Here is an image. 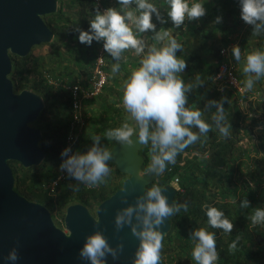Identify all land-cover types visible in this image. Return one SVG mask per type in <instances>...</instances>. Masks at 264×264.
Returning <instances> with one entry per match:
<instances>
[{"label": "trees", "instance_id": "trees-1", "mask_svg": "<svg viewBox=\"0 0 264 264\" xmlns=\"http://www.w3.org/2000/svg\"><path fill=\"white\" fill-rule=\"evenodd\" d=\"M110 1L112 0H101L100 3L103 6H108L107 4H110ZM70 2H73V0ZM58 3L56 12L42 16L46 24L53 30L54 38L51 42L54 45L56 43L58 45L69 43L68 49L70 51L68 52L72 53L73 61H77L79 65L83 61L87 71L85 75H87L93 61H95L98 42L94 40L91 45L86 46H83L79 41L76 42L75 39L79 36V32L76 29L89 30V21L94 18L97 7L94 5L93 0H78L80 8L73 18L71 14H67L63 10L64 0H58ZM233 21V24H229L227 28L228 33L233 31L236 26V20L233 19ZM203 38L212 40L213 34L204 33L201 35L196 51L190 56L191 65L186 67L181 74L184 81L188 78V80L190 79L189 83L194 85L192 91L187 94L188 104L186 106L193 110L199 108L204 113L202 119L212 123L211 116L216 109L212 107L207 110L205 106L209 101H220L222 97L226 98L223 101V107L225 109L226 122L231 125L229 129L230 137L221 136L213 125L212 131L206 135H201L196 143L180 152L176 157V162L168 164L161 176L154 174L145 175L148 179L146 188H150L155 183H158L161 187L167 183L178 184L180 191L175 193L174 200L178 203L187 202L189 204L187 212L181 210L178 214L170 217L171 229L164 236V239H167L165 244L167 245L168 243V245L167 249H162L161 254L167 252L170 260L177 257L178 264H188L190 262H192L191 264H196L191 255L194 245L190 239V234L193 229L203 227L216 235V246L220 255L217 264H264V224L253 225L251 222L252 211L257 207L264 208V121L258 120V124L261 125L258 143L253 149L250 146H244L240 140L247 135L249 139L251 137L250 128H243L240 125L242 117L240 106L242 101L246 100V92L238 93L226 86L217 85L213 80L212 77L218 64L221 61H228L227 57L219 55V48L226 45L227 42L217 43L212 41L211 45H209V54L213 57V61L210 60L212 63L208 61L209 63L204 65L202 63L203 51L200 52L205 45ZM58 45H56V48H58ZM229 55H231L232 61L236 65L239 81L245 87L246 79L242 77V71H240L242 62L238 64L232 54ZM10 58L12 69L9 76L15 90L19 91L28 88L41 94L45 101L47 98H52L53 100L61 98L60 101L69 106L71 101L68 92L62 86H53L46 81L45 73L48 74V77H52L55 80L61 76L59 70L54 69L52 66L57 61L56 64L59 67L60 63L58 57H55V53L50 55L51 59H48V61L43 56L33 57L30 53L25 57L11 54ZM231 58L229 57V59ZM103 60L105 61L104 69L108 72L109 80L111 78V64L114 61L106 51L103 53ZM64 75L67 77L66 83L78 80V76L74 75L73 70L65 71ZM197 75L204 82L196 87L195 78ZM106 85L101 94L87 102L90 104L88 122L90 125H95L93 128L96 126L99 128V134L102 133V135H99L102 138L100 144L109 150L116 141L108 140L104 137L105 133L109 129L121 127L125 121L122 120V117L119 118L120 116H118L119 119L117 118L116 121V117L110 114V103H100L101 105L99 109H97L98 107L96 108L97 110L91 108L99 99L105 101L102 96L106 88H110ZM254 88L256 90L259 89L258 86L252 89ZM247 91L252 92L253 90ZM121 94L122 92H120ZM261 102L264 103V101ZM48 105H45L43 111L40 112L31 125L37 126L42 130V138L39 144L46 154V158L43 161H57L54 171H49L43 161L38 166L27 168L20 164L12 165L14 161H9V164L15 178L14 189L19 194L29 200L41 203L47 201L58 202L60 206L59 214L63 217V208L68 204L80 202L86 206L97 205L120 187L125 176L114 185L101 183L93 187L82 186L74 195V198L70 196L69 192H66V185L61 184L58 186L60 190L59 197L52 199L43 185L55 177L57 166L62 161L61 155L56 154V150H61L64 146L66 124H64L61 113L54 111L51 105ZM249 105L251 104L249 103ZM262 110L264 113V107ZM117 113L118 115L120 114L119 111ZM248 123H257V120L255 117L250 116L248 117ZM193 131H198V129L194 128ZM81 135L82 139L86 136L92 137L91 133L88 135L82 133ZM52 138H55L56 143L54 144L56 145L49 143ZM75 146L76 148L78 147V142L75 143ZM85 150L88 149L85 148ZM253 150L255 154L261 152L260 155L253 157ZM140 153L143 156L141 168L142 171H145L151 162V145L149 144L148 147L142 149ZM34 167L40 168V173H31L30 171ZM115 171L118 173L116 168ZM174 178H177V180L174 181ZM243 199L250 202L247 209L240 207V201ZM204 205L214 206L223 211L234 225L232 232L225 233L222 229L211 228L207 223ZM174 230L175 232L171 234L170 232ZM171 235L173 237L172 242H170ZM173 241L175 242L174 244ZM233 241H237V248L235 251H229V245Z\"/></svg>", "mask_w": 264, "mask_h": 264}, {"label": "clouds", "instance_id": "clouds-1", "mask_svg": "<svg viewBox=\"0 0 264 264\" xmlns=\"http://www.w3.org/2000/svg\"><path fill=\"white\" fill-rule=\"evenodd\" d=\"M119 9L109 7L103 12L96 8L94 18L89 21L88 31L79 28V42L91 45L95 40L103 41L104 50L116 61L111 71L116 74L120 71V60L125 51L131 50L138 57L139 67L132 70L130 76L122 82V105L129 114L133 124L125 122L121 127L109 129L104 137L115 140L120 145L129 147L134 143L151 145L150 164L140 177L154 174L161 176L168 164L176 162L177 155L188 146L196 143L201 135H206L213 129L219 131L221 136L230 137L231 125L226 122L223 101H209L205 106L207 110L215 107L211 116L212 123L202 119L203 111L199 108L186 106L187 94L194 85L185 84L181 74L187 67L185 59L178 57L176 52L183 46L171 34L170 29L161 28L156 31V24L152 22L153 14L161 24L167 23L160 10L149 0H117ZM169 10L167 16L171 19L174 28H181L185 21L198 20L206 15L203 2L190 0H166ZM133 5L135 6L133 8ZM241 19L252 26V35L259 36L264 33V0H239ZM222 17H217L214 23H220ZM152 32L156 43L148 45L139 34ZM231 54L235 61L241 60V49L233 45ZM243 73L246 76L245 87L251 90L256 81L264 77V51L253 50L247 54ZM196 87L203 84L199 75L196 76ZM198 131H193V129ZM133 137H137L134 142ZM93 144L85 153L79 151L72 153L71 147L61 152L62 163L60 170L66 172L78 183L88 187L105 183V178L111 169L107 161L112 153L101 146L100 136L92 138ZM74 191H79L77 185H70ZM176 192L180 191L178 184H173ZM158 183L147 187L142 196L136 198L135 204H128L116 212L114 224L119 232L129 226L133 236L139 240L135 251L133 264H161L164 234L161 226L165 220L178 214L181 210L188 211L187 202L178 203L173 200L169 204L168 197ZM125 191V189H122ZM127 203V197L121 198ZM250 202L246 199L240 201V207L247 209ZM207 223L211 228L222 229L231 233L233 223L225 213L214 206L204 205ZM97 225L99 221H96ZM253 225L264 224V208L257 207L252 211ZM193 242L192 259L196 264H217L220 259L216 246V235L206 228L193 229L190 234ZM237 241L229 245V251H235ZM123 243L115 247L110 246L108 239L97 228L85 238L83 247L79 250L82 260L90 264H106L108 255L115 260L123 252ZM15 264L19 259L18 249L13 247L6 258Z\"/></svg>", "mask_w": 264, "mask_h": 264}, {"label": "water", "instance_id": "water-1", "mask_svg": "<svg viewBox=\"0 0 264 264\" xmlns=\"http://www.w3.org/2000/svg\"><path fill=\"white\" fill-rule=\"evenodd\" d=\"M57 8L58 0H0V264H12L6 258L13 247L19 254L15 264H90L80 259L79 250L97 228L110 246L121 242L124 245L119 258L114 260L108 255L106 264H133L139 240L129 226L117 232L114 219L118 210L135 204L136 198L145 193L148 179L139 176L143 172L140 151L149 145L134 143L129 147L116 142L108 150L112 155L107 163L113 164L125 178L119 188L95 206L94 214L80 202L67 205L63 216L65 230L54 224L45 205L14 189L9 161L27 168L40 165L45 158L39 144L42 130L31 123L46 102L31 89L14 90L9 76L10 55L25 57L34 46L51 42L53 30L42 16L56 12ZM132 139L135 142L137 137ZM162 188L172 204L176 193L172 184H164ZM124 196L127 203L121 201ZM170 228L168 218L161 231L166 235Z\"/></svg>", "mask_w": 264, "mask_h": 264}, {"label": "crops", "instance_id": "crops-1", "mask_svg": "<svg viewBox=\"0 0 264 264\" xmlns=\"http://www.w3.org/2000/svg\"><path fill=\"white\" fill-rule=\"evenodd\" d=\"M72 0H64V7L67 6V3ZM76 2L75 10L70 14L74 18V12L76 10H79L80 5L78 4V0H73ZM149 2L153 3L156 5V7L160 10L161 15L164 17V19L167 21V23L161 24L159 21H157L155 14H153L152 17V22L156 24V31H159L161 28L164 29H170L171 34L178 40L179 43L182 44L183 49L178 50L176 52V55L178 57H181L186 60L187 62V67L191 65V59L190 56L193 55V52L196 51V46L197 44L200 43V37L204 33H212L213 38L211 39H204V46H203V55L204 57L202 58V63L205 65L209 63L208 61H213V57L209 54V45H211V42H217L220 43L222 41H226V45H230L232 48L233 45H238L241 49V60L238 62V64H241L240 71H242V77L246 79L245 74L243 73V67L245 64V58L247 54L251 53L253 50H261L264 51V33H262L259 36H253L252 35V26L246 24L240 16V6H239V0H196V2H203L204 7L206 9V15L201 17L198 20H193V21H185V24L181 26V28H174L173 23L171 19L167 16V11L169 10L168 5L166 3V0H149ZM193 2V0H190V3ZM108 8L109 7H115L119 9V4L117 0H112L110 1V4H107ZM135 6L133 5V8ZM217 17H222V21L220 23H214ZM233 19L236 20V26L233 31L228 33V26L229 24H233ZM232 20V22H231ZM228 33V34H227ZM140 38H142L146 44L152 45L156 43L153 39L154 33L152 32H146L139 34ZM53 41V40H52ZM46 44L41 47H33L31 50V53L33 57L37 56H43L48 59L50 58V55L52 53H55V57H58L59 67H57V61L55 64L52 66L54 69H58L59 73L61 76H59V79H57L58 83H61L62 81H66L67 77L64 75L65 71L73 70L74 75L78 76L77 79L83 78L85 75L83 73L82 75V67L79 69L77 68L79 64L65 56V54L61 49V45H58V48H56V45H54L52 42L49 43H42ZM60 46V47H59ZM61 51H60V49ZM40 50V51H39ZM199 51V49H198ZM231 51V50H230ZM229 54H231L229 52ZM231 58V55H230ZM141 57H138L132 52L131 50L125 51L122 54V59L120 60V71L116 74H113L112 71L110 72L111 78L109 79V83L107 84L108 87L106 88V95L102 99L105 101H102L99 99L96 101L91 108L94 110L99 109L100 103L104 102L106 104L110 103V114H113L114 117H116V121L118 116L119 118L123 117L122 120L126 121V117L123 116L120 101L118 100L120 96V92H122V82L126 80L133 69L139 67V61ZM232 60V58H231ZM114 61V60H113ZM210 61V62H211ZM116 63L114 61L111 65ZM212 63V62H211ZM190 79L188 78L185 79V83L189 84ZM106 85V86H107ZM245 85V84H244ZM60 86L57 84V87ZM243 86V85H242ZM258 86L259 89H251L253 90L252 92H248L246 87L243 86V93L246 92V100H243L240 106L241 109V123L243 128L248 127L250 128L251 132V137L250 139L247 136H244L240 142L244 146H250L251 148L254 147L259 139V130L261 129V125L258 124V120H263L264 121V113H263V107L264 103L261 101H264V77H262L260 80L256 81L253 87ZM123 93V92H122ZM244 98V99H245ZM89 100H84L83 105H84V110H86L89 113V107L90 104H88ZM249 103L251 105H249ZM104 105V104H102ZM98 107V108H97ZM97 108V109H96ZM117 109V110H116ZM119 111V115L118 112ZM124 113V111H123ZM90 115V114H89ZM255 117L257 120V123L250 124L248 123V117ZM118 118V119H119ZM95 125H90L89 127L92 128ZM242 128V130H243ZM83 133V132H82ZM81 133V134H82ZM86 134V133H85ZM84 134V135H85ZM88 135V133H87ZM85 137V136H84ZM85 143L82 145V147H78V149L84 152L86 151L85 148H89V143L91 144V139L92 137L86 136L85 138ZM89 140V141H87ZM87 142V143H86ZM88 145V146H87ZM82 152V153H83ZM85 153V152H84ZM115 167V166H114ZM105 183H110V185H114L115 183H118L119 176L117 175L115 168L114 171L111 172L106 178ZM65 186V185H64Z\"/></svg>", "mask_w": 264, "mask_h": 264}, {"label": "built area", "instance_id": "built-area-1", "mask_svg": "<svg viewBox=\"0 0 264 264\" xmlns=\"http://www.w3.org/2000/svg\"><path fill=\"white\" fill-rule=\"evenodd\" d=\"M94 5L99 7L100 11L103 12L107 9V6H103L100 2L101 0H93ZM230 45H224L219 48V55L223 57H227L228 61H221L217 69L213 75V80L219 86H226L233 91L238 93H243L244 89L241 85L239 78L237 76L236 65L235 63L229 59L230 55ZM105 52L103 48V41L98 42V52L96 54L95 61L92 63V67L88 70L89 74L84 75L83 81L77 80L75 82L66 83L62 81L58 83L57 80L52 77H48V74L45 73L46 81L51 84H59L62 88L68 92V96L70 98L69 104V114L65 118L62 119L66 124V135L64 139V146L61 149V152L68 147H71L72 153H74V145L82 133V130L88 124L89 113L84 110L83 101L84 100H93L99 94L103 92L105 85L108 83V72L104 69L105 61L103 60V53ZM119 97L120 105H122V96L123 93ZM123 108V107H122ZM124 109V108H123ZM61 155V154H60ZM63 159V158H62ZM57 166V171L55 177L49 181L44 183L43 187L47 191V194L55 199L56 194L59 190L58 186L61 184H65L66 187L70 185L72 182H77L74 178H71L67 175L66 172H62L60 170V164ZM177 178H174L176 181ZM81 184L84 187H88ZM161 264H178L177 257H174L172 260L168 258L167 252L161 254ZM192 262L188 263L191 264Z\"/></svg>", "mask_w": 264, "mask_h": 264}, {"label": "rangeland", "instance_id": "rangeland-1", "mask_svg": "<svg viewBox=\"0 0 264 264\" xmlns=\"http://www.w3.org/2000/svg\"><path fill=\"white\" fill-rule=\"evenodd\" d=\"M76 2H68L67 3V6H63V10L68 14H70V11H71V13L73 12V10H75V6H76ZM58 5H59V3H58ZM68 5H70V6H68ZM70 10V11H69ZM77 11L78 10H76L74 13H77ZM47 19H49V17H47ZM75 41L76 42H78L79 41V39L78 38H76L75 39ZM57 44V43H56ZM68 44L69 43H67L66 45L65 44H63V45H61V49H62V51H61V49H60V51L61 52H63L64 54H65V56H67L68 58H70L71 60H73V57H71V54L72 53H69L68 51H70L69 49H68ZM43 45H46V44H39V45H36V47H41V46H43ZM58 45V44H57ZM83 46H86V44H82ZM35 47V46H34ZM60 47V46H59ZM84 49V48H83ZM40 51V50H39ZM97 52H98V50H97ZM31 54V56H33L32 55V53H30ZM87 56V55H86ZM76 62L77 61H75V64H76ZM82 67V75H83V73L85 74L87 71H86V66H85V63H83V61H82V64H80L77 68H81ZM84 76V75H83ZM27 77L29 78V76L27 75ZM30 77H31V75H30ZM84 78V77H83ZM83 78H81V79H78V80H82L83 81ZM49 84H51V83H49ZM51 85H53V86H57L56 84H51ZM15 90V89H14ZM15 91H17V90H15ZM106 95V91H104V94H103V98H104V96ZM58 98H60V97H58ZM61 99V98H60ZM60 99H58V100H53L52 98H47L46 99V104L48 105V104H50L51 105V107L53 108V110L54 111H56V112H60L61 113V115H63V118H65L66 116H68V114H69V106L67 105V104H65L63 101H60ZM54 101V102H53ZM49 106V105H48ZM121 107H123V106H121ZM120 111H122V114H123V116L124 117H126V121L125 122H128L129 124H133L134 122L133 121H131L130 119H129V114L125 111V109H120ZM123 111H124V113H123ZM122 119H123V117H122ZM90 126V124H89V122H88V124L86 125V127H84V129L82 130L83 131V133L85 134V135H87V133L89 134V133H91V136H92V138L94 137V136H99V135H102V133L101 134H99V132H98V130H99V128L96 126V127H92V128H90L89 127ZM246 135V134H245ZM82 135L80 134V136L78 137V139H77V141H76V143L78 142V147H82V145L85 143V139H82V137H81ZM101 137V136H100ZM101 140H102V138H101ZM100 140V141H101ZM56 140H55V138H52V139H50L49 140V143L50 144H52V145H56V144H54V143H56L55 142ZM87 141H89V140H87ZM87 143V142H86ZM92 144H93V140L91 139V144L89 143V148L92 146ZM77 145V144H76ZM78 147L76 148V146L74 145V153L75 152H77V151H79L80 152V150L78 149ZM89 148H87V149H89ZM254 147H252V149H253ZM108 149V148H107ZM110 149V148H109ZM83 151L81 150V152L80 153H82ZM84 152H87V150L86 151H84ZM83 152V153H84ZM260 153L261 152H258V153H256L255 154V151L253 150V157H258L259 155H260ZM56 154H58V155H60L61 154V150L59 149V150H56ZM252 154V153H251ZM256 155V156H255ZM46 158V157H45ZM43 163H46V166L48 167V169H49V171H51V172H53L54 171V168H55V164L57 163V161H52V160H49V161H47V160H45V161H43ZM17 164H19L18 162H16V161H14V162H12V165H17ZM108 166H109V168L111 169V172H113L114 171V165H112V164H108ZM31 173H35V174H38V173H40V168H32L31 169V171H30ZM110 172V173H111ZM117 173V172H116ZM117 175L119 176V179L121 180L125 175L123 174V173H120V172H118L117 173ZM119 180V181H120ZM118 181V182H119ZM123 181V180H122ZM122 183V182H121ZM70 185H77L78 187H79V190L81 189L80 187H82V185L81 184H78V182H72V183H70ZM70 185L68 186V187H66L65 186V190H66V192H69V194H70V196H72L73 198L75 197L74 195H76V193L78 192V191H74L71 187H70ZM68 190V191H67ZM59 195H57L56 197H58ZM91 205H94V204H91ZM175 232V230L174 231H172V232H170L171 234H173ZM172 235L170 236V242H172ZM166 240L167 239H164L163 240V248L164 249H167V245L165 244V242H166ZM175 242L173 241V244H174Z\"/></svg>", "mask_w": 264, "mask_h": 264}, {"label": "flooded vegetation", "instance_id": "flooded-vegetation-1", "mask_svg": "<svg viewBox=\"0 0 264 264\" xmlns=\"http://www.w3.org/2000/svg\"><path fill=\"white\" fill-rule=\"evenodd\" d=\"M113 165V164H112ZM59 191L57 192V194H56V196L57 195H59ZM59 197V196H58ZM56 198V197H55ZM41 203V202H40ZM43 205H45L46 207H47V209L50 211V215H51V218H52V220H53V222H54V224L57 226V227H59V228H61V229H63V230H65L64 229V221H63V217H61L60 216V206H59V203L58 202H56V201H53V202H49V201H47V202H43L42 203ZM69 205V204H68ZM67 206V205H66ZM66 206L63 208V214H64V212H65V208H66ZM86 206V205H85ZM95 206H96V204H94V205H90V206H86L89 210H90V212L91 213H93L94 214V209H95ZM64 216V215H63ZM171 229V228H170ZM170 231V230H169ZM169 231H168V233H169ZM66 232V231H65ZM167 233V234H168ZM166 234V235H167ZM165 235V236H166ZM167 245H168V243H167Z\"/></svg>", "mask_w": 264, "mask_h": 264}]
</instances>
